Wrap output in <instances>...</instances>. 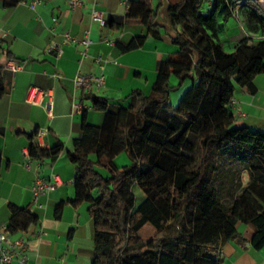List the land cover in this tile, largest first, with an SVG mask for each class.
<instances>
[{"label":"trees","instance_id":"obj_1","mask_svg":"<svg viewBox=\"0 0 264 264\" xmlns=\"http://www.w3.org/2000/svg\"><path fill=\"white\" fill-rule=\"evenodd\" d=\"M238 5L170 0L179 47L171 59L181 66L171 73L160 61L149 94L134 90L117 104L94 95L93 107L104 112L100 125L83 113L82 135L67 155L76 168L75 199L88 202L94 222L91 264H220L225 241H244L239 223L252 227L254 249L264 247V130L237 125L232 103L238 86L255 93V78L264 74V13L241 9L248 29L260 35H244L227 52L220 19L227 24ZM156 14L151 0H127L125 17L159 37ZM136 46L133 40L122 49ZM187 80L191 84L174 105L171 92ZM5 92L0 74V98ZM63 149L62 143L44 148L33 140L29 152L54 159ZM123 152L130 161L119 166L115 158ZM136 186L144 193L140 203ZM10 211L11 233L39 222L30 207L10 204ZM146 224L154 227L147 239L140 233Z\"/></svg>","mask_w":264,"mask_h":264},{"label":"crops","instance_id":"obj_2","mask_svg":"<svg viewBox=\"0 0 264 264\" xmlns=\"http://www.w3.org/2000/svg\"><path fill=\"white\" fill-rule=\"evenodd\" d=\"M9 1L15 0H0V74L6 88L0 98V221L10 222V204L30 207L38 215L39 222L28 230L9 233L11 240L26 241L25 264H91L95 254L94 222L88 202L75 199L76 168L67 150L74 148L75 139L82 135L84 112L91 124L100 125L104 120V112L93 107L94 95L117 104L126 101L134 90L149 94L160 61L171 73L181 66L171 59L179 47L178 29L172 25L168 11L170 0H151L157 11L159 37L140 20L125 17L126 0H83L79 7H72L69 0L7 4ZM94 11L103 14L107 20L104 25L94 19ZM233 17V22L230 17L226 22L230 23L228 40L234 42L235 49L245 34L238 17ZM66 33L75 40L64 43L61 53L49 51L48 47L63 41ZM89 38L91 43L87 45L84 40ZM133 40L136 47L122 49ZM15 62L21 64L17 71L9 65ZM92 73L104 74L102 87L76 84V75ZM172 82L177 83L176 77L172 76ZM190 84L187 80L171 92L174 105ZM255 85V93L239 86L235 90L236 124L264 128V75L255 78ZM32 86L40 87L45 91L44 98L53 100L51 112L29 101ZM42 128L46 133L38 138L36 133ZM33 140L44 148L62 143L64 149L54 159H38L29 152ZM115 162L119 166L128 163L125 152L117 155ZM54 175L64 184L34 203L35 179H53ZM144 229L149 230L148 238L154 234L151 224L141 229V235ZM238 230L244 241H225L220 264H264V247L256 250L251 244L252 227L239 223Z\"/></svg>","mask_w":264,"mask_h":264},{"label":"built area","instance_id":"obj_3","mask_svg":"<svg viewBox=\"0 0 264 264\" xmlns=\"http://www.w3.org/2000/svg\"><path fill=\"white\" fill-rule=\"evenodd\" d=\"M127 1V0H126ZM69 3L72 7H79L83 4V0H69ZM246 4L240 5V10L237 12V17L240 21L241 27L244 31V34L248 37H259V31L253 32L248 29L245 19L241 13V9L245 7ZM259 11V10H257ZM263 12L264 11H259ZM93 17L95 20L99 21L101 25L106 23V20L103 14L99 11H94ZM229 25V24H228ZM75 40V37L70 35L69 33L65 34L64 40L60 42H54L49 47V51H57L61 53L63 51L64 43ZM84 43L89 45L91 43V39H85ZM14 71H17L21 68V64L19 62L10 63L9 64ZM76 84L79 86H83L85 88H90L92 83L97 85L98 88L102 87L105 83V77L102 73H92L89 75L78 74L75 77ZM45 91L37 86H32L29 91V101L33 103H40L43 107L51 112L53 109V100L51 98H44ZM234 103V100L232 101ZM79 107V105L77 104ZM46 133V129L42 128L38 131L37 137H42ZM64 181L57 175L53 176V179H46L44 177H38L33 182L32 191L34 196V203H37L39 197L50 190L55 189L59 185H63ZM32 209V208H31ZM10 231L7 230V224L2 223L0 221V262L1 264H25L28 259V255L26 253L27 244L23 238H19L17 240H11L9 237Z\"/></svg>","mask_w":264,"mask_h":264},{"label":"rangeland","instance_id":"obj_4","mask_svg":"<svg viewBox=\"0 0 264 264\" xmlns=\"http://www.w3.org/2000/svg\"><path fill=\"white\" fill-rule=\"evenodd\" d=\"M239 2V10H240V5H244L246 4L245 6H248L250 8H255L256 10H259V11H264V0H238ZM237 17V16H236ZM234 17H230L229 20L231 22L234 21ZM221 23H223V25L221 26V29H220V38H221V41L222 43L224 44V48L227 52H232L234 50V42L228 40L229 38V34L227 32L228 30V24H230L229 22L227 24L224 25V20L221 18L220 19ZM243 30V29H242ZM260 75H264V74H260ZM254 129H259L261 131L264 130V128H258V127H253ZM126 156H127V161L129 162L130 161V158L128 156L127 153H125ZM239 169L241 171V174H242V177H243V180L244 182L247 180V173L243 170V167L240 165L239 166ZM134 192L136 194V202L137 203H140L142 201V198L144 196V193L143 191L138 187L136 186L134 188ZM142 236L144 238H148L149 236V230H142Z\"/></svg>","mask_w":264,"mask_h":264}]
</instances>
